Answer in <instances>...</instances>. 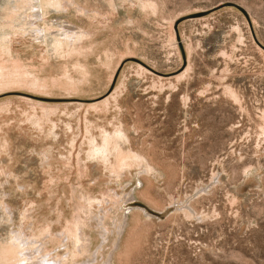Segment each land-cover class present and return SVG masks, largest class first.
Segmentation results:
<instances>
[{"label": "rangeland", "instance_id": "rangeland-1", "mask_svg": "<svg viewBox=\"0 0 264 264\" xmlns=\"http://www.w3.org/2000/svg\"><path fill=\"white\" fill-rule=\"evenodd\" d=\"M62 8L30 20L71 54L28 33L0 55V241L32 238L27 264H264V0ZM117 131L140 160L119 175L95 153Z\"/></svg>", "mask_w": 264, "mask_h": 264}, {"label": "bare ground", "instance_id": "bare-ground-1", "mask_svg": "<svg viewBox=\"0 0 264 264\" xmlns=\"http://www.w3.org/2000/svg\"><path fill=\"white\" fill-rule=\"evenodd\" d=\"M71 1L73 0H15L14 6L12 8L8 9V7L6 8L4 6L7 10L4 11L6 13V17H5L6 22L4 24H0V31H1L0 55L1 56L11 55L13 52V45L15 41L17 39L25 40L27 38L28 33L32 34V38H29L32 43V47L36 44H41L45 46L46 49L45 52H47V55L48 53L60 54L64 56L71 54L73 52V48L71 47V44H73L75 41L81 40L82 39L81 36H79L76 32L73 31L69 32L68 30L66 31L63 29L60 33L58 31L59 34L53 36V38H50L49 36L48 37L46 36L47 35L46 32L43 31V29H41L38 26V23H34L35 19L41 17V13L39 14L38 10H36L37 6L41 8L42 12L49 14L50 8H52L53 10H58L63 7L65 2L70 3ZM1 17L3 18L4 16ZM32 17L35 18L33 20L34 22H31L32 20H30V18ZM1 21L2 20H0V22ZM36 21L38 22V19ZM127 139L128 138L126 137L125 134H123L122 131H117L113 135L107 136L103 140L104 142L103 147L97 149V151L95 152V153H100L101 156L106 155L108 156V158L109 156L115 157L116 164L112 166L111 170H113L115 173H118V175L119 173H121L122 169H131L135 166L137 161H140L139 158L136 157L135 155L126 154L125 152L126 149L124 146L127 143ZM145 171L149 173L147 169H145ZM138 207H139L138 209H135L133 211L135 212L137 217H140L139 214L140 215L143 214L149 218L146 208H143L142 204L138 205ZM0 208L2 210V213L5 215L4 220H10L9 213L6 214L7 209H5L3 205H1ZM111 216L108 215L107 218L105 219V222H112V224L114 225V222L117 221L118 224L117 228L122 229L123 226L121 224V221L119 219L114 220V218L117 216L114 215L112 217ZM22 219L23 221L29 220L28 209L27 210L25 209V211L22 213ZM112 232H113L112 229L106 231V235L103 236V240H102L104 244L108 242L107 236L112 235ZM67 234H68V242H70L71 244L70 247H67L66 249L70 253L68 259L72 261V259L76 258L77 260L78 257H80V251L82 246L80 244L82 243V236L88 237V235H85L84 232L80 233V231L77 232L75 231L74 233H67ZM14 235H15L14 238L8 239L7 241H0V264H27L28 261L30 263V261L32 260L29 259L30 255L28 256L27 253L28 251L30 252L34 250L35 248L34 244L36 243H31L32 238L30 239L25 238L27 234H24L22 230H19ZM34 261L32 263H34Z\"/></svg>", "mask_w": 264, "mask_h": 264}]
</instances>
